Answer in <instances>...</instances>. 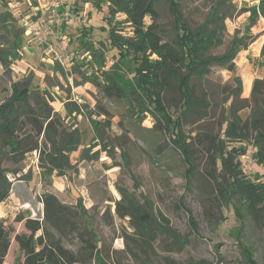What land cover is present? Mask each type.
<instances>
[{
	"label": "trees",
	"instance_id": "16d2710c",
	"mask_svg": "<svg viewBox=\"0 0 264 264\" xmlns=\"http://www.w3.org/2000/svg\"><path fill=\"white\" fill-rule=\"evenodd\" d=\"M204 1L209 2V11L204 21L193 27L183 16L182 0H76L77 4H90L98 11L107 8L105 20L110 30L109 43L115 54L112 65L107 69V45L100 43L97 47L92 40L88 41L89 31H86L85 35L79 36V47L92 59L87 61L88 58L81 57L75 60L74 66L85 69L80 71L81 76L110 101L124 103L134 126H141L148 117L152 119V128L126 129L147 145L154 142L151 138L153 132L165 133L171 152L178 154L186 166L184 177L187 185L195 170V155L201 151L206 153L211 166L207 170L208 177L217 185L215 201L219 214L225 207L238 202L255 223L264 225V79H256L250 99H242L243 81L236 76L237 87L224 89V110L220 116L216 114L217 93L204 86L213 66L236 72V57L256 41L250 33L251 28L264 19V0H260L254 10L238 8L232 0ZM0 4H5V0H0ZM162 4L169 6L175 20L171 42L163 38L157 23ZM120 13L130 23L132 38L120 31L122 21L117 18ZM245 13H250L247 32H237L223 54H213L212 50L224 44L226 21ZM7 15V12L0 13V25L6 21ZM19 40L20 37L15 42L18 47L22 45ZM15 55L3 48L0 50V62L8 67ZM261 59L264 60V45ZM126 62L132 63L128 67L131 74L125 73ZM59 68L60 65L56 70ZM32 81L33 73L14 82L10 97L0 104V156L9 155V152V159L17 163L37 151L43 175L55 172L60 176L66 175L78 165L72 154L79 151L82 134L75 126L65 125V118L52 106L55 99L51 92L46 89L40 93ZM170 92L177 95V98H169L177 110L175 115L170 113L166 104ZM249 108L250 115L244 120L239 112ZM65 109L68 118L82 111L81 106L70 102ZM101 114L109 115L105 109ZM220 117L218 132L207 125L196 134L187 132L188 126H198ZM90 122L95 126V138L101 142L99 145L106 144L105 130L110 122L92 118ZM251 145L261 168L255 178L245 173L242 162ZM88 151V147L82 150L81 160L88 159ZM9 173L15 176L19 171L0 165V204L6 202L13 191ZM121 196L115 209L117 217L127 220L133 229L131 234L117 237L124 239L122 251L105 247L82 202L66 204L54 193L45 192L42 217L27 218L21 214L16 219L25 221L30 232V235L15 236L24 254L23 264H181L173 258L160 257L157 246L160 234L173 239L182 249L192 234H198L196 219L183 199L180 198L178 204L188 214L191 228L186 241L172 235L170 220L162 212H153L148 204H143L134 195L121 192ZM219 222L220 218L214 221L215 225ZM10 247V230L0 220V264H4ZM243 262L257 264L252 251L245 250Z\"/></svg>",
	"mask_w": 264,
	"mask_h": 264
},
{
	"label": "rangeland",
	"instance_id": "374dc122",
	"mask_svg": "<svg viewBox=\"0 0 264 264\" xmlns=\"http://www.w3.org/2000/svg\"><path fill=\"white\" fill-rule=\"evenodd\" d=\"M45 1L5 0V4H0V13H8L6 21L0 25V50L5 48L16 54V59H11L8 67H4L0 62V104L10 97L14 82L24 80L33 73L32 83L35 89L40 93L46 89L51 92L55 99L52 106L62 118H65L66 126L71 128L75 126L79 129L82 144L79 151L72 154L73 161L78 162L76 169L61 176L56 172L52 175H43L40 154L37 151L26 155L17 163L9 159V152H7L9 155L0 156L2 167L19 171L15 176L9 173V178L13 181V191L10 199L0 204V220L4 221L10 230L11 238V247L4 264H22L23 255L15 236L30 235V232L16 219L21 214L41 217L42 196L47 191L69 204L82 202L87 215L93 218L91 222L98 230L105 247L120 251L125 248L124 239L117 237L133 232L129 222L119 219L115 211L117 202L122 198L121 192L136 196L140 202L148 204L153 212H162L170 220L172 235L186 241L191 228L188 214L178 204L182 198L193 212L198 224V234L189 237V243L184 249L175 244L173 239L160 234L157 246L160 257H170L181 264H244L245 250L248 249L252 251L257 264H264V225L255 223L238 202L225 207L219 214L215 201L217 185L208 177L207 170L211 166L206 153L201 151L195 155V170L187 185L184 177L186 166L178 154L171 152V145L165 133L153 132L151 138L154 142L147 145L141 138H136L133 133L127 131L133 127L138 130L152 128L154 126L152 119L148 117L141 126L138 124L134 126L129 120L128 107L124 103L106 98L91 82L81 76L80 71L85 69L74 66L75 60L81 57L88 58L87 61L92 59L89 53L79 47V36L85 35L86 31H89L88 41L92 40L97 47L100 43L107 45V69L112 65L115 50L109 43L110 30L105 20L108 17L107 8L98 11L90 4H77L76 0L62 1L61 14L64 18L62 30L70 39L71 58L62 65L54 60V53H51L46 43H40L34 36H28L26 33V21L32 18L33 12L40 5L43 7ZM232 1L238 8L247 7L254 10L260 0ZM182 2L183 16L193 27L204 21L209 11V2L204 0ZM249 17L250 13H245L228 19L224 44L212 50V53L223 54L237 32L241 34L247 32ZM117 18L119 22L122 21L120 31L132 38L133 31L130 23L126 22L127 17L120 13ZM149 23L148 18L147 24ZM157 23L162 30L163 38L171 42L175 20L167 4L159 7ZM250 34L256 41L247 51H242L236 57V72L213 66L204 84L207 90L212 89L217 93L215 105L218 104L216 114L219 116L224 110L222 107L226 96L224 89L237 87L236 76L241 77L243 81L242 99H250L254 81L264 79V63L259 59L261 54L259 46L264 35L263 20H259L251 28ZM18 37L22 42L19 47L15 43ZM131 64L125 63V73L131 74L128 70ZM58 65L60 68L57 71ZM247 82H253L249 93L244 91ZM171 96L177 98L174 92H170L167 94L166 104L170 113L175 115L177 110L169 99ZM69 102L81 106V113H73L68 118L65 105ZM103 109L109 115H102ZM250 111L251 108L245 109L239 112V116L246 120ZM91 118L95 121L110 122L109 128L105 130L106 144L99 145L101 142L96 140L95 126L91 124ZM221 118L198 126H188L187 132L196 134L195 132L203 130L205 125L218 132ZM85 147L89 148V157L81 160L80 156ZM249 149V154L242 158L243 169L248 176L255 178L261 168L254 158V147L251 145ZM216 218H220V222L215 225ZM168 249L170 251H166ZM121 256L123 257V254Z\"/></svg>",
	"mask_w": 264,
	"mask_h": 264
},
{
	"label": "built area",
	"instance_id": "2783aa9c",
	"mask_svg": "<svg viewBox=\"0 0 264 264\" xmlns=\"http://www.w3.org/2000/svg\"><path fill=\"white\" fill-rule=\"evenodd\" d=\"M63 0H46L26 21V33L38 42H44L54 53V60L62 65L69 61L70 39L63 33L64 18L61 14ZM56 55V56H55Z\"/></svg>",
	"mask_w": 264,
	"mask_h": 264
},
{
	"label": "crops",
	"instance_id": "0c3cea01",
	"mask_svg": "<svg viewBox=\"0 0 264 264\" xmlns=\"http://www.w3.org/2000/svg\"><path fill=\"white\" fill-rule=\"evenodd\" d=\"M260 20H263V22H264V19H260ZM262 37H263V40L261 41V44H260V46H259V54H260V52H261V50H262V46H263V44H264V35H263ZM262 37H261V38H262ZM261 38H259L258 41H260ZM246 51H247V50H246ZM259 59L261 60V54H260V56H259ZM261 61H263V63H264V60H261ZM252 83H253V82H252ZM252 83H250V82L245 83V90H244L245 93H249L248 90L251 89V85H252ZM10 197H11V196H10ZM9 199H10V198H9ZM9 199H8V200H9ZM8 200H7V201H8ZM7 201H6V202H7ZM6 202H4V203H6ZM63 202H64V201H63ZM4 203H1V204H4ZM64 203H66V202H64ZM66 204H69V203H66ZM70 205H74V204L71 203ZM75 205H76V204H75ZM42 206H43V203H42ZM43 209H44V206H43ZM42 216H43V212H42L41 217H42ZM25 217H27V218H28V217H30V218H39V216H38V217H33V216H28V215H26ZM21 223H23V224H24V227H25V221H23V222H21ZM25 228H26V227H25ZM27 231H28V230H27ZM40 234H41V232L38 233V235H40ZM22 255H23V256H22V264H23V263H24V254L22 253ZM7 256H8V255H7ZM6 258H7V257H6Z\"/></svg>",
	"mask_w": 264,
	"mask_h": 264
}]
</instances>
